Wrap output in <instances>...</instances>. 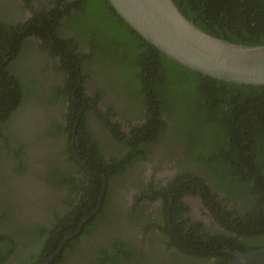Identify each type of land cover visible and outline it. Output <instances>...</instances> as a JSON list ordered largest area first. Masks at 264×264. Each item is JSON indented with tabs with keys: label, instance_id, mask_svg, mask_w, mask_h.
<instances>
[{
	"label": "trees",
	"instance_id": "16d2710c",
	"mask_svg": "<svg viewBox=\"0 0 264 264\" xmlns=\"http://www.w3.org/2000/svg\"><path fill=\"white\" fill-rule=\"evenodd\" d=\"M25 1L27 7L33 6L34 0ZM173 1L189 21L211 36L234 44L264 46V0ZM40 4L33 9L29 21L18 23L10 21L0 7L3 145L9 148V131L2 126L10 124L27 97L24 83L12 71L14 62L38 55L34 43L27 39L41 40L44 52L60 56L68 65L73 81L69 79L60 95L63 92L71 96L69 86L74 88L78 79L70 62L74 55L70 43L93 34L94 53L101 55L108 66L122 71L128 82L119 83L123 91L147 108L144 131L158 141L166 114L179 125L188 160L206 173L186 168L168 189L152 197L165 202L158 223H150L162 233L165 245L193 258L195 264H210L211 259L216 260L214 264H227L233 259L231 252L264 249V87L221 82L171 61L129 27L108 0H49V10ZM66 17L68 24L62 22ZM63 27L76 33L71 41L60 34ZM3 145L0 144V161ZM135 156L136 153L118 164L119 174L131 166ZM11 177L9 174L1 178L7 184ZM186 196L201 198L219 229L191 224L186 217L190 208L183 202ZM4 219L0 214V223ZM62 230L56 226L53 242L35 254L31 264H44L51 257L66 235ZM8 238L0 236V264L9 260L10 253L1 248ZM118 247L117 256L131 258V252ZM106 255L108 259L101 264L118 260Z\"/></svg>",
	"mask_w": 264,
	"mask_h": 264
},
{
	"label": "flooded vegetation",
	"instance_id": "af4514ba",
	"mask_svg": "<svg viewBox=\"0 0 264 264\" xmlns=\"http://www.w3.org/2000/svg\"><path fill=\"white\" fill-rule=\"evenodd\" d=\"M40 2L49 4L34 0L27 7L25 0H0V7L10 21L27 22ZM67 18L62 22L68 24ZM60 32L69 41L76 35L67 27ZM93 36L70 43V62L78 79L74 88L69 86L71 96L60 95L73 81L68 65L60 56L44 52L41 40L27 39L34 43L37 57L14 62L12 71L24 83L27 97L10 124L2 126L9 131V148L0 141L5 147L0 161V214L5 217L0 236L9 237L1 244L10 253L6 264H31L35 254L53 242L56 226L65 239L91 215L51 264H101L106 254L118 258L113 264H195L193 258L169 249L162 233L150 224L158 223L165 207L162 198L152 197L168 189L186 168L164 184L153 183V176L173 175L162 156L188 153L184 136L166 114L158 141L144 131L147 108L123 91L119 70L94 53ZM135 153L131 166L119 174L118 164ZM9 174L12 180L6 184L1 177ZM190 197L183 199L189 208ZM191 213L190 208L186 217ZM209 214L215 223L212 229H219ZM116 246L131 252V258L117 256Z\"/></svg>",
	"mask_w": 264,
	"mask_h": 264
},
{
	"label": "water",
	"instance_id": "95a60500",
	"mask_svg": "<svg viewBox=\"0 0 264 264\" xmlns=\"http://www.w3.org/2000/svg\"><path fill=\"white\" fill-rule=\"evenodd\" d=\"M108 2L129 27L171 61L221 82L264 87V46L234 44L205 33L181 13L173 0ZM90 217L77 233L64 239L45 264L55 260ZM231 253L233 259L227 264H264V249Z\"/></svg>",
	"mask_w": 264,
	"mask_h": 264
},
{
	"label": "rangeland",
	"instance_id": "374dc122",
	"mask_svg": "<svg viewBox=\"0 0 264 264\" xmlns=\"http://www.w3.org/2000/svg\"><path fill=\"white\" fill-rule=\"evenodd\" d=\"M23 18V17H22ZM24 62V61H23ZM122 71L119 70V75L121 77L122 80H119V83L121 84L123 81L125 84L128 83L127 79L122 77L123 75H121ZM178 158V159H177ZM163 160H166L168 163L167 166V171L168 172H172L173 175L172 176H157L154 175L153 176V183L154 182H158L159 184H164L166 182H168L171 178H173L174 174L176 172H180L181 170L185 169V168H191V166L195 165L192 163H189L187 160V156L186 153H174V152H170V153H166L165 155L162 156ZM180 160H182L180 162ZM183 165V166H182ZM195 170L200 174V173H205L203 169H201L200 167H195ZM160 173V175H162V169L158 170ZM206 174V173H205ZM224 197V194H222V198ZM186 203L190 206L192 213L188 216V219L191 220L192 222L195 221V223H201L204 226L207 227H213L215 226V223L212 221V218L210 217L209 214V209L206 207L205 203L202 201L201 198L199 197H193L191 196L190 198H188L186 200ZM208 209V210H207ZM145 210H148V208L146 207L143 212ZM149 214H152L151 212ZM194 220V221H193ZM141 231V230H140ZM139 231V232H140Z\"/></svg>",
	"mask_w": 264,
	"mask_h": 264
}]
</instances>
